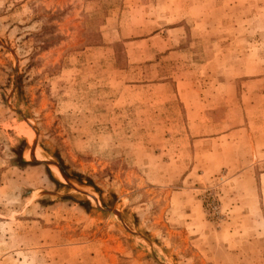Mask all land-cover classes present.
Segmentation results:
<instances>
[{
	"label": "rangeland",
	"instance_id": "rangeland-1",
	"mask_svg": "<svg viewBox=\"0 0 264 264\" xmlns=\"http://www.w3.org/2000/svg\"><path fill=\"white\" fill-rule=\"evenodd\" d=\"M0 264H264V0H0Z\"/></svg>",
	"mask_w": 264,
	"mask_h": 264
},
{
	"label": "crops",
	"instance_id": "crops-1",
	"mask_svg": "<svg viewBox=\"0 0 264 264\" xmlns=\"http://www.w3.org/2000/svg\"><path fill=\"white\" fill-rule=\"evenodd\" d=\"M209 33L214 34V31L210 30Z\"/></svg>",
	"mask_w": 264,
	"mask_h": 264
},
{
	"label": "trees",
	"instance_id": "trees-1",
	"mask_svg": "<svg viewBox=\"0 0 264 264\" xmlns=\"http://www.w3.org/2000/svg\"><path fill=\"white\" fill-rule=\"evenodd\" d=\"M62 168H64V167H62ZM79 176V175H78Z\"/></svg>",
	"mask_w": 264,
	"mask_h": 264
}]
</instances>
